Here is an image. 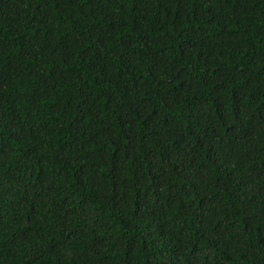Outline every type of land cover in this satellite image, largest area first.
Here are the masks:
<instances>
[{"label": "trees", "instance_id": "trees-1", "mask_svg": "<svg viewBox=\"0 0 264 264\" xmlns=\"http://www.w3.org/2000/svg\"><path fill=\"white\" fill-rule=\"evenodd\" d=\"M0 264H264V0H0Z\"/></svg>", "mask_w": 264, "mask_h": 264}]
</instances>
